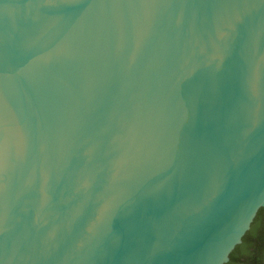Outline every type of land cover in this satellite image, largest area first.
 Wrapping results in <instances>:
<instances>
[{
	"label": "water",
	"instance_id": "water-1",
	"mask_svg": "<svg viewBox=\"0 0 264 264\" xmlns=\"http://www.w3.org/2000/svg\"><path fill=\"white\" fill-rule=\"evenodd\" d=\"M264 207V0H0V264H225Z\"/></svg>",
	"mask_w": 264,
	"mask_h": 264
},
{
	"label": "trees",
	"instance_id": "trees-1",
	"mask_svg": "<svg viewBox=\"0 0 264 264\" xmlns=\"http://www.w3.org/2000/svg\"><path fill=\"white\" fill-rule=\"evenodd\" d=\"M225 264H264V207L260 208Z\"/></svg>",
	"mask_w": 264,
	"mask_h": 264
}]
</instances>
